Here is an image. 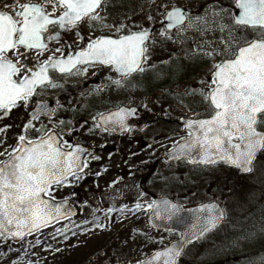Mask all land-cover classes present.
<instances>
[{
	"label": "snow or ice",
	"instance_id": "snow-or-ice-1",
	"mask_svg": "<svg viewBox=\"0 0 264 264\" xmlns=\"http://www.w3.org/2000/svg\"><path fill=\"white\" fill-rule=\"evenodd\" d=\"M114 2L14 0L13 5L5 6L9 10H0V121L10 118L14 109L23 107L27 110L32 100L40 95V90L61 87L53 73L80 75L89 67L106 66L116 73L115 79L108 78L109 84L124 88L132 84L135 74L146 71L145 65L150 60L149 42L153 45L157 42L147 27L116 38L90 36L86 45L75 51L69 50L65 54L58 47L42 62L28 63L32 55L38 61L41 55L52 51L48 42H60L62 33L76 30V36L83 41L79 27L84 23L90 28L110 27L106 23L107 16L102 13H106ZM235 7L239 9L236 15L223 7L214 8L211 20L207 14L191 16L185 8L178 6H173L163 16L166 23L158 34L161 41H171L173 29L179 36L186 28L202 24L203 30L207 31L208 25L213 24L220 32H227V40H221L225 44L223 54L229 51L232 54L213 65L214 71L206 88L192 89V94L198 93L206 104L204 118L183 120L187 136L173 143L169 158L204 168L225 165L251 174L256 169L259 155L264 153V0H235ZM225 15L232 16V24L217 22ZM148 20L152 21L153 17L149 16ZM124 28L125 25L120 24L115 30L119 33ZM248 32L254 34L251 39L245 35ZM65 47L71 49V45ZM199 54L222 55L203 47ZM162 63L169 64L170 61ZM176 70L182 71L183 66L177 63ZM56 111L42 99H37L27 113V121L16 137L15 145L0 152V156L6 157L0 160V239L4 241H23L26 236L75 214L68 206L67 198L55 202L52 193L86 178L89 153L81 145L64 140L55 129L36 128L35 121L46 116L51 122ZM136 113L135 108L124 106L107 114L97 113L92 117L93 127L89 131L131 132L129 118ZM59 123L62 127L65 125L64 120ZM10 128L7 124L0 127V134H4L0 146L7 144L6 133ZM30 130L36 133L34 137L28 135ZM91 159L100 157L92 156ZM114 211H143L149 214L150 222L162 221L165 225L172 221L183 223V207L168 199L147 203L137 200L132 208L122 205L118 210H106L107 214ZM225 215L216 203L201 205L196 210V222L179 233L177 242L154 251L137 264H178L185 247L206 238L221 224ZM93 223L96 227H104L98 217ZM153 226L159 225L153 223ZM68 230L64 225L57 228L56 233L63 234ZM166 230L175 231L167 226ZM36 243H40L39 239ZM8 249L13 251L11 245ZM11 264H19V261L13 260Z\"/></svg>",
	"mask_w": 264,
	"mask_h": 264
},
{
	"label": "rangeland",
	"instance_id": "rangeland-1",
	"mask_svg": "<svg viewBox=\"0 0 264 264\" xmlns=\"http://www.w3.org/2000/svg\"><path fill=\"white\" fill-rule=\"evenodd\" d=\"M42 3L43 0H33ZM116 4H110L106 13V23L110 27L90 28L87 23L79 27L84 40L76 36V30L64 34L60 42H48L49 49L36 61L32 55L28 63L42 62L47 59L58 47L67 54L69 50L75 51L86 45L88 37L101 35L118 37L127 34L128 31H138L142 27L158 26L164 14L173 6L190 8L194 13L191 16L208 15L211 20V12L214 8L223 7L235 11V0H116ZM14 0H0V10L6 9V5H13ZM153 17L152 21L148 17ZM218 23L232 24V16L225 15ZM120 24L125 25L124 30L116 32L115 28ZM203 25L186 28L179 36L173 31L171 41H161L158 30L153 36L157 42L153 45L149 42L150 60L145 65L144 73H137L132 78V84L128 87L117 88L109 84L108 78H116L109 69L90 67L87 72L80 75H72L61 80V87L47 88L42 96L64 97L66 94L65 82H81L86 78H93L98 82V87L88 88L89 94L101 95L100 109H112L119 103H130L141 107L153 106L155 112L169 120V130L164 136L165 140H157L143 152L142 161L134 162L136 168L142 167L145 158L157 160L163 150L173 147L174 142H180L183 137L179 124L186 118H198L204 116L205 108L196 110L202 98L198 93L193 95L192 89L207 87V81L211 78L213 65L222 59L230 58L231 52L224 53L225 44L221 40H227V32H220L215 25L209 24L208 30H203ZM238 31L244 32L243 29ZM249 39L254 34L245 33ZM71 45V49L65 45ZM203 47L206 51L215 50L222 55L208 57L199 54ZM59 55V53H56ZM170 61L163 64L162 61ZM183 66L182 71L176 70V64ZM156 65L152 68L151 65ZM57 80V79H56ZM149 87H147V85ZM100 88V91H97ZM87 93V94H88ZM40 96V95H39ZM38 97V96H37ZM40 98H42L40 96ZM39 98V99H40ZM172 98V99H171ZM177 101H176V100ZM175 100V102L173 101ZM32 100L29 108L14 109L10 118L0 121V127L11 125L7 131V144L0 146V152L5 147L14 146L16 137L21 134L23 124L27 121V113L33 106ZM75 103H78L76 100ZM71 102L69 101L68 105ZM203 107V106H202ZM206 107V106H205ZM59 108V107H58ZM67 112V108L64 109ZM157 118L158 115H154ZM68 120V118L66 119ZM36 128L55 129L57 125L55 117L52 121H35ZM93 127V126H92ZM90 122L83 124L78 130V143L96 142L93 152L87 157L88 169L85 170L86 178L74 181L72 185L58 188L52 195L55 201L67 200L77 210V216L73 219L64 220L55 225L30 235L19 244H11L10 240L0 239V264H11L13 260L19 264H137L146 259L154 251L167 246L175 237L170 232H153L147 224L146 212H120L114 211L107 214L108 208L120 209L122 205L132 208L140 200L142 203L152 201L156 196L154 188L145 183L148 181L139 179L138 174L130 178L118 177L126 161V156L116 153L103 152L99 146L102 140L101 134L89 131ZM160 131L158 129H153ZM162 133V132H161ZM161 133H155L157 138ZM28 135L34 137L36 133L29 131ZM61 136L70 138L67 130ZM4 134H0L3 139ZM88 145V144H85ZM92 156L100 157L92 160ZM6 157L0 156V160ZM146 165V164H144ZM106 169V170H105ZM150 168L143 176H147ZM170 182L165 190L174 201L185 205L210 202L212 198L222 205L225 211L223 224L206 235L196 244L189 246L178 264H264V153L257 160L256 169L253 173L240 176L236 171L217 165L213 169H196L189 171L187 167L177 164L171 165ZM100 175L97 176L96 173ZM161 169L159 170V173ZM184 173L182 176L178 174ZM190 173L191 176L188 175ZM163 174V171H162ZM142 176V177H143ZM203 176L209 178L203 179ZM144 181L143 187L139 183ZM210 181L214 182L212 189ZM152 184V183H151ZM197 185V190L194 186ZM207 187L206 189H204ZM142 188L151 196L143 192ZM87 189V190H86ZM206 191H209L206 194ZM75 193V195H73ZM143 193V195H141ZM162 193V191H161ZM99 218V223L104 227H96L93 221ZM87 221L88 223H84ZM68 226V231L63 234L56 233L57 228ZM79 226V227H77ZM65 235L67 239H65ZM162 238V239H161ZM39 239L40 243L36 241ZM11 245L13 251H9Z\"/></svg>",
	"mask_w": 264,
	"mask_h": 264
},
{
	"label": "flooded vegetation",
	"instance_id": "flooded-vegetation-1",
	"mask_svg": "<svg viewBox=\"0 0 264 264\" xmlns=\"http://www.w3.org/2000/svg\"><path fill=\"white\" fill-rule=\"evenodd\" d=\"M67 33V32H66ZM65 33H62L63 38ZM54 42V41H53ZM99 69H109L108 67H99L95 66ZM90 68V67H89ZM110 70V69H109ZM112 71V70H110ZM53 76L55 79H57L58 83L62 82L61 80H64L65 77L67 76H60V75H55L53 73ZM72 76V75H70ZM68 76V77H70ZM88 75L86 74L84 77V80L81 82L79 81H72L71 84L69 82H63L65 83L66 86V94L64 97L60 96H53L52 94L50 97L47 96H42L47 90V88L40 90V96L36 97L33 99L34 103L29 112L32 110V108L35 106L36 100L37 99H42L43 101L47 102L48 106L51 108L57 109L55 113V119L57 125H54L56 128V131L60 133V135L63 133L64 130H67L69 133L70 138H63L64 140H67L71 144H79L82 147H86L90 150V154L93 152V150L97 149L93 148L94 144L96 142H84L81 141L78 143L76 140L78 137V129L85 124V122H90L91 127L93 126V121L92 117L96 116L97 113H108L109 111H113L117 109L118 106H126V107H132L137 110V113L134 117L129 118V123L132 125V131L131 132H118V133H110V132H103L100 130H96L101 134L103 137L101 142H99V146L103 150V152L108 153V154H122L126 156V161L123 165L122 171L118 172V177H123V178H130L133 175H137L139 179H144L146 181L145 183L149 186V188L152 185V188H154V191H160L157 193H154L156 196L152 197V200H154L156 197H168L172 199L167 191L161 190L165 189L167 186V183L170 182V171L169 168L171 165H177L181 164L185 167H187V170L192 171L196 169H204L207 171L208 169H213L215 167H197L194 165L189 164L187 161L180 160V161H173V162H168L165 153L170 150L168 148L167 150H163L162 153L159 154V157L157 160H153L152 158L149 159V157H146L144 161H146L144 164H142V167L145 169L139 170L137 169L134 162H138V160L142 161V155L143 152L148 151V148L155 143L157 140H165L164 136L169 130V120L165 118V114H161L158 110V113L155 112L153 106H145L142 105L141 107H138L137 105H132L130 103H119L120 105L112 108V109H100V101H101V95L99 94H89L87 92L88 88H93V87H98V82L95 81L93 78H86ZM50 88V87H49ZM88 93V94H87ZM200 100V103L197 106L196 110H203L204 108L206 109V104H203V99L198 98ZM76 100H78V103H75ZM69 101L71 102L70 105H68ZM203 106V107H202ZM59 107V108H58ZM67 108V112L64 111V109ZM158 115L157 118H154V115ZM68 118V120H66ZM198 118H204V116L198 117ZM195 119V118H191ZM39 120L43 122L49 121L47 117L42 116ZM38 120V121H39ZM60 120L65 121V125L62 127L59 123ZM183 124V122H182ZM182 124H179V126H182ZM70 129L73 131L70 132ZM153 129H158L160 131H155ZM162 132V133H161ZM155 133H161L159 137L157 138V135ZM88 144V145H85ZM89 154V156H90ZM225 166V165H221ZM150 168V171L148 172L147 176H143L147 169ZM161 169V172L159 173V170ZM163 171V174H162ZM184 173L178 174V176H182ZM189 176L190 173H188ZM143 176V177H142ZM209 178L208 176H203V179ZM141 186L143 187L144 181L139 182ZM152 183V184H151ZM214 186V182L210 181V186L209 188L212 189ZM205 187L204 189H206ZM87 190V189H86ZM143 192L146 194H149L151 196L152 191H147L146 189L142 188ZM194 190H197V185L194 186ZM162 191V193H161ZM209 191H206V194ZM174 200V199H173ZM211 201H217V199L212 198ZM218 202V201H217ZM182 203V202H181ZM206 203V202H205ZM219 203V202H218ZM183 204V203H182ZM202 203H195L191 205H185L183 204L184 207H191L193 205H198ZM220 204V203H219Z\"/></svg>",
	"mask_w": 264,
	"mask_h": 264
},
{
	"label": "water",
	"instance_id": "water-1",
	"mask_svg": "<svg viewBox=\"0 0 264 264\" xmlns=\"http://www.w3.org/2000/svg\"><path fill=\"white\" fill-rule=\"evenodd\" d=\"M188 12H189V14L191 15V11L188 9V8H185ZM238 12H239V9H237L236 8V10L233 12V15H236V14H238ZM164 23H166L165 21H164V19H163V21H162V26H163V24ZM150 30H152V34L156 31V28L155 27H151V28H149ZM175 29H173L172 31H174ZM58 74V73H57ZM116 74V73H115ZM46 117V116H45ZM187 120V119H186ZM185 129V128H184ZM186 131V130H185ZM119 131H115V132H110V133H118ZM187 132V131H186ZM171 151V149L168 151V152H166L165 153V156H166V158H167V160H168V162H172V161H177V160H174V159H170L169 158V152ZM87 152L89 153V151H88V149H87ZM192 165V164H191ZM228 167V166H227ZM229 168H234V167H229ZM235 169V168H234ZM237 170V169H236ZM238 171V170H237ZM239 172V171H238ZM240 174H243V173H241V172H239ZM243 175H245V174H243ZM161 199H168V200H170L169 198H167V197H161V198H156L155 200H157V201H159V200H161ZM61 201H63V200H61ZM61 201H55V202H61ZM170 201H172V200H170ZM172 202H174V201H172ZM174 203H176V202H174ZM210 203H216V204H218L217 202H210ZM179 204V203H178ZM204 204H209V203H204ZM181 205V204H180ZM201 205H203V204H201ZM201 205H197V206H194V207H191V208H184L182 205V207H183V209H184V211L181 213V216H182V218H183V223H178V222H176V221H172V222H168L167 223V225H165V222H162V221H153V222H150V220H149V214H148V216H147V223H148V226L152 229V230H154V231H167L166 230V226L167 227H172V228H174L175 229V231H173V233H175V234H177V238L176 239H174L170 244H168L167 246H170L172 243H174V242H177L178 240H179V233L180 232H182V231H184L186 228H188L190 225H192V224H194L195 222H196V210L201 206ZM68 206L69 207H71L70 205H69V202H68ZM218 206H219V204H218ZM220 207V206H219ZM72 208V207H71ZM221 208V207H220ZM72 210L74 211V215H72L70 218H72V217H74V216H76V210H74L73 208H72ZM62 221V220H61ZM153 223H155L156 225H159L158 227H154L153 226ZM168 232V231H167ZM12 242L13 243H20L21 241H13L12 240ZM197 242V241H196ZM196 242H194V243H196ZM193 243V244H194ZM163 249V248H162ZM162 249H160V250H162ZM152 255V254H151ZM150 255V256H151ZM150 256H148L147 258H149ZM146 258V259H147ZM145 260V259H144Z\"/></svg>",
	"mask_w": 264,
	"mask_h": 264
},
{
	"label": "trees",
	"instance_id": "trees-1",
	"mask_svg": "<svg viewBox=\"0 0 264 264\" xmlns=\"http://www.w3.org/2000/svg\"><path fill=\"white\" fill-rule=\"evenodd\" d=\"M116 1V0H115ZM115 4L117 3V2H114ZM109 8V7H108ZM147 85V87H149L148 86V84H146ZM172 99V98H171ZM176 100V99H175ZM175 100H173L174 102H175ZM177 101V100H176ZM203 104H204V101H203ZM180 128H181V131H182V126H180Z\"/></svg>",
	"mask_w": 264,
	"mask_h": 264
}]
</instances>
